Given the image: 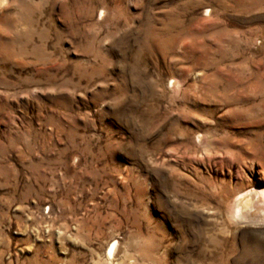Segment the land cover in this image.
I'll list each match as a JSON object with an SVG mask.
<instances>
[{"label": "rangeland", "instance_id": "rangeland-1", "mask_svg": "<svg viewBox=\"0 0 264 264\" xmlns=\"http://www.w3.org/2000/svg\"><path fill=\"white\" fill-rule=\"evenodd\" d=\"M260 189L264 0H0V264H264Z\"/></svg>", "mask_w": 264, "mask_h": 264}, {"label": "bare ground", "instance_id": "bare-ground-1", "mask_svg": "<svg viewBox=\"0 0 264 264\" xmlns=\"http://www.w3.org/2000/svg\"><path fill=\"white\" fill-rule=\"evenodd\" d=\"M259 202V203H257ZM264 202V190H249L239 194L234 202V213L238 217H246L249 213L254 212L261 208ZM256 215V214H255ZM250 216V215H249ZM117 242L111 244L108 256L112 257L116 249Z\"/></svg>", "mask_w": 264, "mask_h": 264}]
</instances>
